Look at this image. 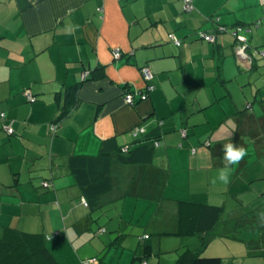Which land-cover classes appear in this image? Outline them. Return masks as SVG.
I'll return each mask as SVG.
<instances>
[{
  "label": "crops",
  "instance_id": "0c3cea01",
  "mask_svg": "<svg viewBox=\"0 0 264 264\" xmlns=\"http://www.w3.org/2000/svg\"><path fill=\"white\" fill-rule=\"evenodd\" d=\"M187 4L0 0V235L2 227L42 232L57 259L60 254L76 255V244L92 242L97 252L99 247L136 240L139 246L147 231H124L135 225L133 218L124 217L128 198L152 201L156 209L148 226L155 233L175 227L177 201L196 199L189 191L165 196L173 172L157 158H167L171 165L180 155L193 160L201 146L202 152L212 147L214 131L228 121L257 147L252 160L247 154L232 166V179L243 173L251 176L250 182L264 179V164L247 172L250 163L264 159V59L257 56L251 70L236 52L242 44L248 52L264 48V0H192L186 8ZM225 27L229 30L222 31ZM98 66L104 67L105 76L93 78ZM143 67L150 70L151 79L144 78ZM79 83L78 103L56 123L66 88ZM150 85L154 88L148 89ZM28 92L37 99L30 100ZM128 92L134 94L132 104L125 100ZM230 128L225 125L224 131ZM157 133L161 138L152 163L118 166L120 177L127 175L128 182L135 178V192L141 195L91 211L71 173L70 155H97L103 140L112 137L130 145ZM224 141L232 140L218 141L222 154ZM233 143L248 152L245 139ZM189 148H196L195 154L190 155ZM174 151L181 152L172 158ZM162 195L167 199L162 201ZM260 210L258 205L256 212ZM114 234L116 241L111 240ZM161 241L152 239L157 255L164 252L157 248ZM258 243L248 241L246 255H233L229 264H264V244ZM130 264H136L134 257Z\"/></svg>",
  "mask_w": 264,
  "mask_h": 264
},
{
  "label": "rangeland",
  "instance_id": "374dc122",
  "mask_svg": "<svg viewBox=\"0 0 264 264\" xmlns=\"http://www.w3.org/2000/svg\"><path fill=\"white\" fill-rule=\"evenodd\" d=\"M224 124L231 128L228 129V131H224ZM224 124L222 125V129L218 128L214 131L212 138L213 145L211 148H206L207 150L204 149L206 152H202V146L198 152H196V148H194V150L193 148H189L190 155L195 154V152L197 153L193 160L190 161L185 155H180L181 157H179V160L172 159V165L167 158L164 159L158 157L157 163H160L164 167H170L171 172H173L169 184L167 185L168 189L167 195H165L166 197H180V195L189 191L192 197L196 199L195 201L207 203V201L211 200L215 203L212 205L224 207L221 216L222 221L216 228L218 236L212 239L207 249H205L202 254L207 257L211 255L221 256L223 258L222 264H229V262L233 263V255H246L250 248L247 244L248 241L255 240L259 242L258 245L260 246H263L264 244V188H262L264 185V179L250 182V179H252L250 178L251 176L243 173L241 176H237L234 180L232 179L233 172L231 166L230 183L225 185L219 181L214 182L218 169L222 167L221 158L223 154L221 151L218 152V150H220L219 140L224 137H230L233 142L245 139L246 142L250 143L247 153L251 160L253 159L252 154L257 151L256 144L254 143L255 141H253L249 135L243 136L235 133L236 127L232 121H228V125L226 123ZM227 141H224V143ZM177 152L178 153L174 151L172 158L179 155L181 151ZM257 158L258 157H255L253 161ZM263 160L257 163H250L247 172H253L251 171L252 169L264 164ZM261 168L262 167L259 169ZM208 198H210V200H208ZM127 202L128 203H126L123 211L124 217L126 219L133 218V223H135V225L127 226L124 228V231L143 233V230L145 229L147 235L150 234L153 240L156 238H162V241L157 248L160 246L164 252H159L158 255L149 257L148 261L151 264H158L159 258H161L160 264H174L179 256L187 249L196 250L199 248L200 240L197 236L155 235V228L151 226L149 227L148 225L153 215V211L156 208L148 197L140 199L131 197L128 198ZM166 203H168V201H166ZM258 205L262 207V210L256 212V207ZM158 206L159 203L157 202V208ZM238 208L241 214H238L237 216ZM170 209L171 208L168 206V211ZM84 211H86L85 208ZM98 214V212L95 213V218ZM237 226H239L238 229ZM96 227L97 226H95V228ZM165 227L168 228L167 226ZM236 230H238V232ZM99 233L103 234L104 231ZM131 236L132 235H129V237ZM116 237L117 235L114 234L111 236V240L114 241ZM128 241H130V238ZM81 245L82 246L76 244L75 248L78 249L76 255L69 256L67 253L63 255L60 254L58 255V259L64 264H96L91 261V259L92 256L97 255L96 257L99 258V260L101 259V264H123L125 260L130 264L133 261L134 251L138 247V240H136L134 244L128 243L127 245L124 243L120 246L112 245L105 248L99 247L100 252L96 251L98 247L94 246L92 242L85 246L83 244ZM252 248H254V246ZM85 255H87V257ZM258 257V259L262 260L261 256L258 255ZM83 258L86 259L82 260ZM246 258L247 261H250V257ZM120 259H122L121 262ZM99 260H97L98 264ZM136 262V264H139V260Z\"/></svg>",
  "mask_w": 264,
  "mask_h": 264
},
{
  "label": "trees",
  "instance_id": "16d2710c",
  "mask_svg": "<svg viewBox=\"0 0 264 264\" xmlns=\"http://www.w3.org/2000/svg\"><path fill=\"white\" fill-rule=\"evenodd\" d=\"M227 30L229 28L225 27L222 29V31ZM201 34L203 35L201 37H205L206 35ZM217 55L218 60L224 58L222 51L217 52ZM261 57L263 58V56ZM218 67L220 69V65ZM96 71H98V74L93 76V78L105 76L103 66H98ZM79 86L80 83L66 88L67 99L62 107L61 103L58 102L61 112L55 120L56 123L66 117L75 108L78 103L76 93ZM58 94L60 95V92H57V97L59 98ZM35 99L37 97L34 96ZM235 133L238 134L237 132ZM160 138L159 133L156 135L149 134L145 139L137 143L121 145L116 137H112L103 140L97 155H70L69 167L84 195V203H87L85 205L89 206L91 211H96L111 203H117L127 196L139 197L141 191L135 192V188L137 187L135 178L128 182L126 181L127 175L120 177L123 172L118 169V166L152 163L155 147L160 143ZM160 199L163 201L167 198L162 195ZM223 210V206L201 201H177L175 227H168L162 232L155 233V235L197 236L200 240V246L196 250L187 249L174 264L223 263L221 256L211 255L207 257L202 254L212 239L218 236L216 228L222 221ZM154 255H157V253H155L151 235L141 236L139 246L135 250V262L139 260V264H148L149 257ZM94 258L99 259L97 257ZM0 264L61 263L49 247L48 237L44 233L28 232L16 227H2L0 235Z\"/></svg>",
  "mask_w": 264,
  "mask_h": 264
},
{
  "label": "clouds",
  "instance_id": "9594fccd",
  "mask_svg": "<svg viewBox=\"0 0 264 264\" xmlns=\"http://www.w3.org/2000/svg\"><path fill=\"white\" fill-rule=\"evenodd\" d=\"M247 154L243 146L237 145L232 141L223 143L222 167L218 169L214 182L219 181L225 185L230 183L231 166L241 162Z\"/></svg>",
  "mask_w": 264,
  "mask_h": 264
},
{
  "label": "built area",
  "instance_id": "2783aa9c",
  "mask_svg": "<svg viewBox=\"0 0 264 264\" xmlns=\"http://www.w3.org/2000/svg\"><path fill=\"white\" fill-rule=\"evenodd\" d=\"M192 0H185V2H187L188 4H187V6H186V8H189V6H190V2H191ZM205 37L207 38V39H212L213 37L212 36H210V35H205ZM241 38V37H240ZM239 38V39H240ZM175 43L177 44V45H179L180 44V41L179 40H175ZM246 45H240V46H238V48H237V51L239 52V54L242 56V57H247V54H246ZM256 52H257V54H259V55H261V56H263L264 57V48H262V50H261V48H260V50H255ZM113 53H114V55L115 56H119L121 53H120V51L118 50V49H115L114 51H113ZM249 63L250 61L247 59L246 61H245V63ZM142 74H143V76H144V78L146 79V80H149V79H151V77H152V74H151V72H150V70L147 68V67H143L142 68ZM154 88V86L153 85H150L149 87H148V89H153ZM28 96H29V99L30 100H32V99H34V96L30 93V92H28ZM125 100L128 102V103H133L134 102V94L133 93H131V92H129V93H127L126 95H125ZM51 128H52V130H55L56 129V125L54 124V125H52L51 126ZM7 131H13V129H11V128H5ZM184 132V131H183ZM45 186H48L49 185V182H44L43 183ZM85 204H87L86 202H85ZM91 261H93L94 263H98L97 262V259H95V258H93V259H91ZM88 264V263H87ZM146 264V263H145Z\"/></svg>",
  "mask_w": 264,
  "mask_h": 264
},
{
  "label": "water",
  "instance_id": "95a60500",
  "mask_svg": "<svg viewBox=\"0 0 264 264\" xmlns=\"http://www.w3.org/2000/svg\"><path fill=\"white\" fill-rule=\"evenodd\" d=\"M239 41L244 42V41H247V39L246 38H240ZM242 45H244V44H242ZM237 48L238 47H236V49ZM245 50H246L247 57H242L237 50H236V52H237V54H238V56H239V58L241 59L242 62H245L247 59L250 61L249 63L246 62L244 64H246L247 68H249V69L252 70L253 67H254V63H255L256 59L258 58L257 57L258 54H257L256 51L248 52L247 51V46H246V49Z\"/></svg>",
  "mask_w": 264,
  "mask_h": 264
}]
</instances>
